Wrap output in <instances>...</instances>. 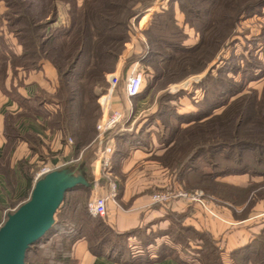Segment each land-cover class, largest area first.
<instances>
[{
	"label": "trees",
	"instance_id": "16d2710c",
	"mask_svg": "<svg viewBox=\"0 0 264 264\" xmlns=\"http://www.w3.org/2000/svg\"><path fill=\"white\" fill-rule=\"evenodd\" d=\"M4 1L7 7L5 18L15 31L22 48L19 59L23 66L28 68L26 70L35 69L45 60L57 72L58 88L54 98L58 111L51 118V126L71 136L77 147L90 142L96 133V117L88 108L89 97L84 99V87L92 89L90 101L93 103L106 90V74L116 68L119 56L130 37L131 22L136 21L153 0H82L80 6L77 0ZM59 2H65L69 6L67 24L58 22ZM173 2L177 3L184 22L198 33V42L192 47L182 44L184 35L174 23ZM222 2L223 0H168L166 9L153 14L152 29L158 34L148 40L149 48L144 58L145 74L151 76L150 82L146 84L147 88L154 85L155 89L156 83L164 78L167 80L165 84L179 80L186 73H193L215 58L223 40L221 27L217 30V26L222 25L223 18H227L223 17V10H220ZM263 7L264 0L248 3L236 12L235 21L245 15L249 17L257 14L255 10ZM147 18V15L144 16L142 23ZM221 61L220 56L201 79L200 86L206 85L207 75L214 69L218 70V63ZM130 62L131 60H126V63ZM167 75L172 77L169 79ZM143 76L142 73L141 89ZM101 83L104 85L96 92L95 85ZM241 92L242 89L233 93L239 95L227 104L218 102L213 105L212 110L223 106L221 112H207L205 102L202 103L204 107L201 111H205L206 119L196 121L186 128L179 127L181 117L178 114L175 117L178 122L175 129L172 130L162 122L167 129L164 142L167 144L173 140L162 159L175 170L178 177L187 171L190 172V178L202 174L201 183L196 180L192 184L200 185L206 195L222 196L218 187L224 185L215 181L217 176L230 173L264 176V85L260 92L256 89ZM169 99L170 97H159V105L165 108L163 103H168ZM168 106L170 105L167 104L166 108L169 109L171 106ZM160 108L158 107L156 114L161 116L164 113ZM118 136L120 135L115 136L113 141L112 156ZM83 172L91 183L90 177L84 170ZM171 187L186 189L181 184H172ZM252 189L255 188L251 186L247 193ZM79 191L86 197L91 192V185H79L65 193L54 214V224L28 247L24 264H27L28 254L35 244L42 240L47 243L56 238L60 239V250L51 259L45 260H51L55 264H75L71 257V245L82 236L87 240L91 253L97 255L107 252L114 259L122 260L118 255H121L120 252L113 255L115 245L110 239H127L133 231L115 233L100 216L92 217L86 204L79 206L77 202H71L69 193L75 196ZM257 196L258 192L254 194L252 201ZM69 211L83 214L85 221L87 219L94 223V231L88 233L83 224L74 222L68 215ZM259 236L233 252H236L238 258L241 253H246L245 259L252 264H264V227ZM211 246L213 251L208 252L212 257L210 263L224 264L220 252ZM205 247L207 246L195 248L202 255V259L199 258L200 264L209 263L210 256L205 253ZM171 254L163 250L157 257Z\"/></svg>",
	"mask_w": 264,
	"mask_h": 264
},
{
	"label": "crops",
	"instance_id": "0c3cea01",
	"mask_svg": "<svg viewBox=\"0 0 264 264\" xmlns=\"http://www.w3.org/2000/svg\"><path fill=\"white\" fill-rule=\"evenodd\" d=\"M77 3L80 6L82 0H77ZM167 7L168 0H153L138 19L131 22L130 37L119 56L116 68L106 74L108 86L98 95V105V98L109 93L111 73L121 72L126 81L132 70L142 73L145 71L144 58L149 48L148 40L158 34L152 29L153 14ZM68 9L67 3L59 2L58 22L68 23ZM172 9L174 23L184 35L182 44L186 47L194 46L198 42V33L184 22V16L176 2L172 3ZM146 15L148 18L142 23ZM61 17L64 19L60 20ZM130 57H134L133 66L129 67L131 70H127L132 64L126 63ZM206 72L207 64H204L192 73L196 75L185 85L200 89V81ZM146 75L151 77L150 74ZM263 82L264 80L259 84ZM146 86L145 84L140 93L131 98L126 95L125 87L118 97L111 94L112 107L128 113L127 126L135 124L131 130L117 133L120 136L117 137L116 149L112 156V174L118 186L117 196L115 200L107 202V212L102 218L115 233L133 231L127 241L141 243L136 231L145 234L160 231L155 241L148 245L155 248L161 244L167 245L175 250L174 254L157 257L159 253H156L145 258L119 261L107 252L97 255L91 253L87 240L82 236L72 243L71 257L75 264H200L196 255H185L180 251V245L169 238L173 223L171 217L176 214L182 218V222L177 221L181 227L190 225L196 230L208 231L216 239L221 238L225 245V249L222 248V259L224 264H229L228 253L248 244L253 234L264 225V219L258 227L248 224L256 217L264 216L263 202L260 204L259 216L248 213L239 217L245 207L244 202L250 199V194H254L255 189L247 193V186L254 180L247 173H230L215 178L216 182L224 185L218 187L222 195L218 199L229 205L218 209L220 219L208 216L198 206H193L192 210V205L185 200H176L168 206L153 203L151 193L168 184H181L186 189L201 188L200 185L192 183L198 180L200 184L202 174L190 178V172L187 171L178 177L175 170L162 159L173 140L167 144L164 142L167 129L161 120L165 114L160 116L155 113L159 102L153 95L154 85L150 88ZM57 88V72L48 61L41 62L35 69L18 70L13 77L8 75L2 79L0 73V211L8 209L10 202L25 200L34 183L33 171L43 163L55 169L80 167L92 183L97 178L95 134L90 142L77 147L71 136L51 126V118L58 111L54 98ZM166 102L163 104L177 106L176 111L182 116L178 124L180 128L206 119L205 111L200 108L201 98H170L168 103ZM244 178L245 180H242ZM91 192L93 194L95 190L91 188ZM102 192V189L97 190V193ZM190 247L197 249L199 242L195 243V246L188 244V248Z\"/></svg>",
	"mask_w": 264,
	"mask_h": 264
},
{
	"label": "rangeland",
	"instance_id": "374dc122",
	"mask_svg": "<svg viewBox=\"0 0 264 264\" xmlns=\"http://www.w3.org/2000/svg\"><path fill=\"white\" fill-rule=\"evenodd\" d=\"M255 1L257 0H223L222 2L223 6L222 8H220V10H223V17L227 16V18H223L221 20L222 25L217 26V30L219 29V27H221V31H222V37H223L222 47L218 51L215 58L207 64V69L209 66H212L215 62H217L220 56L222 57V61L218 63L219 66V68L217 67L218 70L214 69L210 73L211 75L210 74L207 75L206 85H202L200 89H194L188 85L186 86L185 83L187 81H191V79L194 78L193 76L196 75L192 73H186L182 78L180 77L179 80H176L174 82H169L165 84L164 82L167 81L166 78H164L162 81H158V83H156L153 95L157 97V99L159 97L182 98V99L184 98L191 100H198L199 98H201V109L204 107V104L202 103L205 102L206 104L205 108L207 112L217 113V112H221L224 107L222 106L217 110L216 109L212 110L213 105H215L218 102L219 103L226 102L227 104L233 98L239 95V94L236 95L233 94L238 90L242 89L241 93H246L248 92L249 89H256L258 92H260L264 85V84L261 85L259 84L262 80H264V74H263L264 73V7L255 10L257 14L251 15L249 17H246L245 15L242 16L238 21H235L236 12L239 11V9L245 6L246 4ZM6 10L7 7L5 5V1L0 0V73L2 79L8 75H11V77H13L15 72H18V70L28 69L26 66H23L21 62L22 60L19 59L22 53V48L21 45L19 44L18 37L16 36L15 31L7 23V19L5 18L4 15ZM63 19L64 17H61L60 20ZM129 60H131L132 64L128 66L127 70H131V68L129 67H131V65L133 66L134 58L130 57L127 59V61ZM144 72H143L144 75L143 86L148 82H150L149 81L150 78ZM178 75H176V77H178ZM171 77L172 76L167 75V78L170 79ZM250 79H255V80H250ZM125 84L126 81L123 78L122 73L121 72L114 73V88H113L112 96L118 97L122 89L125 87ZM103 85H104L103 83L95 85L94 90L97 92L100 89V86ZM107 86L108 84H106V87ZM84 88H85L84 99L87 100V98L89 97V102L87 101V105L90 111H92L94 117H96V122H97L100 113L99 105L98 103H96L97 101H95L94 103L93 101H90L91 100L90 90L92 89L88 86ZM83 102L85 103V101ZM161 106L162 105H159L158 107L160 108ZM167 109L168 108H166V105L165 108L161 107L159 109L160 111H163V113L165 114L162 116L161 122H163L165 126L167 125L171 127V129L173 130L176 128V123H178L175 118L176 114H178L176 111L177 106L171 105V107L169 108L170 110L168 109L169 110L168 111ZM124 116L125 119L128 120L127 112H124ZM184 116L185 115H183V117ZM134 124H132L129 130L133 128ZM251 177L254 181H250V184L247 187H249L248 189H250L251 186L254 187L255 188L254 194L256 195L258 192L259 196L255 197V199L252 201V196L254 194L252 193L249 195L250 199L244 202L245 207L243 208V212L239 214V217L245 216L248 213L254 214L255 217L259 216L258 214L261 213L260 204H262L263 202L264 205V176L251 175ZM242 180H245V178ZM171 185L172 184H168L166 186L154 190L153 192L165 188H169L171 187ZM196 189H200V188H196ZM71 194L73 193H69L68 195L71 198L70 199L71 202L73 200L74 202H77L79 206L83 203L87 205L92 196V192H90L89 195L86 197L84 193H82L81 191H79L77 194L74 193L76 194L75 196ZM218 198L219 197L216 195H212V194L206 195L205 207L195 202H188V203L192 205L190 207L192 208V210H193V206L196 207L198 206L208 216L214 217L215 219H220V215L218 214V209L219 208L224 209L226 208V206L229 205L227 202H223ZM20 203L21 202H10V206L8 207V209L0 211V225H2V223L6 219V215L12 212ZM168 205L170 204L169 203L164 204V206H168ZM192 210H190V212ZM106 212H107V206H106ZM68 215L74 222L83 224L84 227L88 230V233L94 231L93 229L94 223L91 221H87V219L85 221V219H83L85 218L83 214L81 215L80 213H78V211L73 213L69 211ZM91 216L94 218L97 217L93 215ZM57 217L58 216H56V218ZM61 217L62 216H60V218ZM100 217H101L100 219L103 220L102 216ZM171 219L173 223H172V227H170L169 238L174 240L180 245V251L182 253H185V255L188 254L196 255L198 258L202 259V255H199L194 247L188 248V244L190 246H195V243L199 242L198 248H200L201 246H207L205 247L206 248L205 253H207L210 256L208 259L209 260L208 264H212L210 263L212 257L208 253L211 250L213 251L211 245H213L217 249V252H220V256L222 257V251H223L222 248L225 249V245L221 238L216 239L208 231L206 230L199 231L190 225L184 226L181 229L180 223H177V221L182 222V220H180L179 216L176 214H173ZM263 219L264 216L261 215L259 217H256L252 223L249 222L248 224L249 226L252 225L258 227ZM261 229L253 234V238H251L252 240L255 237L258 238L260 237L259 235L261 234ZM136 233L140 238L139 240L141 241L142 244L136 243L135 241H127L126 238H122V237H120L119 239L112 237L110 239V242H112V244L115 245L113 255H116L118 254V252H120L121 255L120 254L118 255L119 257L122 258V260H130V259L134 260L139 257L145 258L147 256L154 255L156 253L160 254L162 253L163 250L174 254L175 250L170 249L167 245L161 244L158 245L156 248L148 245L150 242L155 241V239L160 235V231H154L148 234L141 233V231L139 232L136 231ZM43 242L44 240L34 245L33 247L34 249L30 251L28 254L27 264H55L53 263V261L45 260V259L46 258L51 259L54 253L60 250L59 249L61 247V245H59L60 239L56 238L48 241L47 243H43ZM234 250H231L228 253L227 258L230 259L229 264H252L251 261L245 259L246 253H241L240 257L238 258L236 252H233ZM138 254H140V256H138Z\"/></svg>",
	"mask_w": 264,
	"mask_h": 264
},
{
	"label": "water",
	"instance_id": "95a60500",
	"mask_svg": "<svg viewBox=\"0 0 264 264\" xmlns=\"http://www.w3.org/2000/svg\"><path fill=\"white\" fill-rule=\"evenodd\" d=\"M79 185H91L80 167L56 168L37 179L0 225V264H24L28 247L54 224L65 193Z\"/></svg>",
	"mask_w": 264,
	"mask_h": 264
},
{
	"label": "built area",
	"instance_id": "2783aa9c",
	"mask_svg": "<svg viewBox=\"0 0 264 264\" xmlns=\"http://www.w3.org/2000/svg\"><path fill=\"white\" fill-rule=\"evenodd\" d=\"M110 89L108 95H102L99 101V117L95 124L94 142L96 144L95 162L97 168V178L94 183L91 182V188L95 190L87 204L88 212L93 216H103L106 212L107 202L115 200L118 186L111 171L113 141L117 133L129 129L124 113L117 108L112 107L110 98L114 88V73L110 74ZM142 72L137 70L131 72L126 77L125 92L131 98L137 96L141 90ZM48 164H41L35 170L32 181L35 182L44 174L53 170ZM102 189V193H97ZM153 203L168 204L174 200H185L195 202L205 207L206 195L201 189L185 190L183 188H165L155 191L151 194Z\"/></svg>",
	"mask_w": 264,
	"mask_h": 264
}]
</instances>
